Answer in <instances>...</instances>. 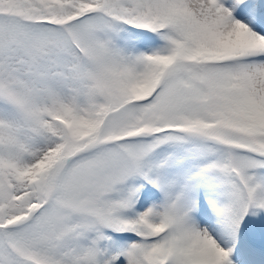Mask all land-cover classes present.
Segmentation results:
<instances>
[{"label":"snow or ice","instance_id":"6c2138e0","mask_svg":"<svg viewBox=\"0 0 264 264\" xmlns=\"http://www.w3.org/2000/svg\"><path fill=\"white\" fill-rule=\"evenodd\" d=\"M0 264H264V0H0Z\"/></svg>","mask_w":264,"mask_h":264}]
</instances>
